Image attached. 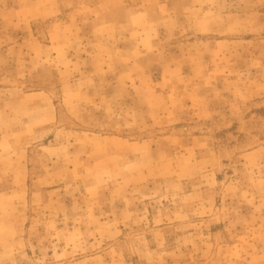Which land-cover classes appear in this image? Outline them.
I'll return each mask as SVG.
<instances>
[{
  "label": "rangeland",
  "instance_id": "374dc122",
  "mask_svg": "<svg viewBox=\"0 0 264 264\" xmlns=\"http://www.w3.org/2000/svg\"><path fill=\"white\" fill-rule=\"evenodd\" d=\"M0 264H264V0H0Z\"/></svg>",
  "mask_w": 264,
  "mask_h": 264
}]
</instances>
